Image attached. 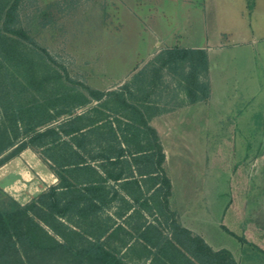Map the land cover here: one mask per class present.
Instances as JSON below:
<instances>
[{"label":"trees","instance_id":"trees-1","mask_svg":"<svg viewBox=\"0 0 264 264\" xmlns=\"http://www.w3.org/2000/svg\"><path fill=\"white\" fill-rule=\"evenodd\" d=\"M25 1L0 0V168L31 149L58 184L25 205L0 187V264H130L124 248L151 264H239L178 221L150 124L210 100L207 51L163 49L119 88L98 90L23 28Z\"/></svg>","mask_w":264,"mask_h":264},{"label":"rangeland","instance_id":"rangeland-1","mask_svg":"<svg viewBox=\"0 0 264 264\" xmlns=\"http://www.w3.org/2000/svg\"><path fill=\"white\" fill-rule=\"evenodd\" d=\"M147 1L26 0L21 23L73 81L109 91L119 88L144 64L136 58L140 48H146L148 26L137 12L138 8L146 11ZM149 1V7L159 13L165 8L183 12V0ZM262 3L264 6V0ZM257 64L258 70L251 71L237 100L230 103L234 106L229 114L234 118L221 120L217 126L202 125L199 135L162 141L173 185L171 205L178 221L211 246L219 243L237 256L243 254L247 259L244 264H264L261 51ZM223 226L236 236L225 232ZM122 250L130 263L134 254Z\"/></svg>","mask_w":264,"mask_h":264},{"label":"crops","instance_id":"crops-1","mask_svg":"<svg viewBox=\"0 0 264 264\" xmlns=\"http://www.w3.org/2000/svg\"><path fill=\"white\" fill-rule=\"evenodd\" d=\"M151 3L147 1L145 12L138 8L137 15L146 22L148 32L146 48H140L136 60L144 62V66L163 49L182 47L206 50L210 63L208 102L186 104L151 120L161 142L173 141L175 137L188 138L190 133L199 135L202 125L217 126L221 120L234 118L229 114L234 106L230 103L237 100L251 71L258 70L260 51L264 53L263 24L260 23L261 11H264L262 0H183L181 14L166 8L156 12L154 6L149 7ZM180 100H186L184 94L180 95ZM167 158L166 154V172ZM45 164L36 152L25 150L0 168V187L22 205L29 203L58 184L57 177ZM170 206L172 209L171 199ZM211 247L215 251L229 250L239 264L247 260L243 259V254L237 256L229 246L218 243ZM129 261L151 264L150 259L138 255Z\"/></svg>","mask_w":264,"mask_h":264}]
</instances>
